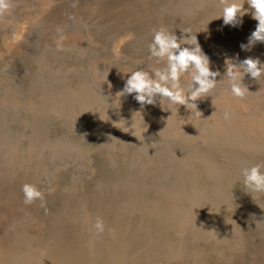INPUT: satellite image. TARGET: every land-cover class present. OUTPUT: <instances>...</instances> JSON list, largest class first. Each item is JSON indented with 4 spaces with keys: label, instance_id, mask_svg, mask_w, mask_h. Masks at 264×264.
Returning a JSON list of instances; mask_svg holds the SVG:
<instances>
[{
    "label": "rangeland",
    "instance_id": "1",
    "mask_svg": "<svg viewBox=\"0 0 264 264\" xmlns=\"http://www.w3.org/2000/svg\"><path fill=\"white\" fill-rule=\"evenodd\" d=\"M0 2V264H264V193L241 175L264 165V79L237 98L222 78L264 63V43L240 47L251 9L232 27L222 0ZM162 28L190 30L221 73L197 108L117 94L164 67L148 50Z\"/></svg>",
    "mask_w": 264,
    "mask_h": 264
},
{
    "label": "clouds",
    "instance_id": "2",
    "mask_svg": "<svg viewBox=\"0 0 264 264\" xmlns=\"http://www.w3.org/2000/svg\"><path fill=\"white\" fill-rule=\"evenodd\" d=\"M247 2L249 8H245ZM223 8L220 17L225 26L237 27L242 25L243 17L251 9L252 19L258 21L256 29L248 38L247 44L240 45L241 50H250L256 43H264V0H222ZM8 4L0 2V11H6ZM219 17V18H220ZM170 33L160 29L153 35L148 46L149 59H154L156 64L164 62L163 68H157L154 73L144 70H135L130 73L123 89L117 93L120 97L134 95V99L141 105H154L159 100L167 99L172 105H184L187 109L197 108L196 101L210 96L223 77H227L230 92L234 97L244 98L248 88L243 83L245 75L255 80L264 79V63L259 58L248 57L239 63L226 65L222 78L219 71L211 68L209 57L202 51L196 35L190 30ZM184 33L190 35H184ZM191 75V82L182 86L181 78L185 74ZM225 119L229 113L225 111ZM243 188L248 193H264V165L256 164L241 170ZM22 191L25 203L31 204L35 200L43 201L44 194L35 185L25 184ZM96 234L105 231L101 218H97L93 225Z\"/></svg>",
    "mask_w": 264,
    "mask_h": 264
}]
</instances>
